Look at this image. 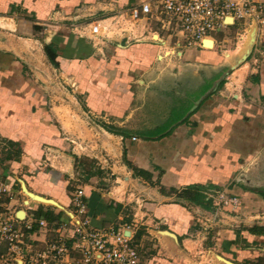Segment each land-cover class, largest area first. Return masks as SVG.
I'll return each mask as SVG.
<instances>
[{
	"label": "crops",
	"instance_id": "crops-1",
	"mask_svg": "<svg viewBox=\"0 0 264 264\" xmlns=\"http://www.w3.org/2000/svg\"><path fill=\"white\" fill-rule=\"evenodd\" d=\"M142 1L0 0V179L14 192L3 200L50 227L82 188L90 227L136 226L138 264L250 263L264 252L243 229L264 227V27L236 63L219 44L158 59L156 21L134 29L139 39L91 36ZM108 174L121 184L103 189ZM188 185L238 205H194L177 196ZM51 235L35 225L26 236L43 247Z\"/></svg>",
	"mask_w": 264,
	"mask_h": 264
},
{
	"label": "built area",
	"instance_id": "built-area-1",
	"mask_svg": "<svg viewBox=\"0 0 264 264\" xmlns=\"http://www.w3.org/2000/svg\"><path fill=\"white\" fill-rule=\"evenodd\" d=\"M263 12L260 0H144L118 10L102 22H94L90 33L99 40L123 34L139 39L134 29L156 21L166 34L154 31L149 39L160 47L158 59L173 61L180 59L186 48H209L205 41H210L211 47L220 44L230 27L247 33L251 25L264 23ZM13 194L0 179V245L6 248L0 264H59L73 251L77 257L72 264H138V251L132 241L136 226L126 223L118 227H90L82 188L71 194L68 219L50 227L44 218H18L3 200V195L11 198ZM209 196L215 206L238 205L235 196L222 191ZM22 205L27 207L26 202ZM35 225L52 232L43 247H36L27 239V233Z\"/></svg>",
	"mask_w": 264,
	"mask_h": 264
},
{
	"label": "rangeland",
	"instance_id": "rangeland-1",
	"mask_svg": "<svg viewBox=\"0 0 264 264\" xmlns=\"http://www.w3.org/2000/svg\"><path fill=\"white\" fill-rule=\"evenodd\" d=\"M260 1L264 4V0H260ZM150 26L156 27L157 24L155 23V21H152ZM262 27H264V23L256 24V25L253 24L251 25V27H249L247 33L242 32V30L238 29L237 27H233L229 29L225 34V38H223L225 41L219 44V45H222V47L218 48L220 50H225L223 57L226 58L230 63H233V62L236 63V61L238 60H244L246 57H250L252 52H254L255 47L258 44H260V41L262 40L260 37V34H261L260 29ZM254 33H255V42L252 44L249 39L251 38L250 35H252L254 39ZM217 37L220 39L222 35L219 34ZM87 163H89L88 165H90L91 167H94V169L97 167L95 162H92V163L87 162ZM105 177L107 178V181H105L106 183L104 182L105 184L103 185V189H110V187L121 184L120 181L119 183L118 182L114 183L113 180L115 178H113L111 174H108V176L106 175ZM203 222H206V221H203ZM202 226L203 228L207 229V232L209 231V233H213V231H210V230H213L212 228L214 227L213 224L211 223V220H208ZM261 244H264V243L262 242ZM198 261H200V258L198 259ZM201 264H227V263L223 262L218 257H214V258L209 259L208 261L202 262ZM245 264H264V252L262 253L261 256L255 258L254 261L250 263L246 262Z\"/></svg>",
	"mask_w": 264,
	"mask_h": 264
},
{
	"label": "trees",
	"instance_id": "trees-1",
	"mask_svg": "<svg viewBox=\"0 0 264 264\" xmlns=\"http://www.w3.org/2000/svg\"><path fill=\"white\" fill-rule=\"evenodd\" d=\"M48 49V48H47ZM75 162H77V159H75ZM129 167H131L133 170V166L128 163ZM134 172L139 173L140 171L135 169ZM140 174V173H139ZM144 176L148 177L147 174ZM211 188L210 186H203V185H188L187 187L181 189L177 196L181 199L187 200L188 202L201 206L206 209H210L212 207V200L209 198H206L205 192ZM46 218L50 219V213L45 215ZM54 220V219H52ZM57 221V220H55ZM245 231H247L250 235H255L256 237H264V227L259 225H253L251 227H244ZM254 242V241H253ZM257 242V241H255Z\"/></svg>",
	"mask_w": 264,
	"mask_h": 264
},
{
	"label": "water",
	"instance_id": "water-1",
	"mask_svg": "<svg viewBox=\"0 0 264 264\" xmlns=\"http://www.w3.org/2000/svg\"><path fill=\"white\" fill-rule=\"evenodd\" d=\"M256 31V30H255ZM207 42H209L210 43V41H207ZM255 42V33H254V40H253V42H252V44ZM23 215H24V211L23 210H21V211H19V213L17 214V217L18 218H22L23 217ZM168 233V232H167ZM168 234H170V233H168ZM220 260H222L223 262H225V263H227V264H234V263H231V262H229V261H227V260H225V259H222V258H220V257H218Z\"/></svg>",
	"mask_w": 264,
	"mask_h": 264
},
{
	"label": "bare ground",
	"instance_id": "bare-ground-1",
	"mask_svg": "<svg viewBox=\"0 0 264 264\" xmlns=\"http://www.w3.org/2000/svg\"><path fill=\"white\" fill-rule=\"evenodd\" d=\"M253 32V31H252ZM252 34V33H251ZM251 36V38H250V42H252L254 39H253V36L252 35H250ZM205 45H206V47H211V42L209 43V42H207V41H205Z\"/></svg>",
	"mask_w": 264,
	"mask_h": 264
}]
</instances>
